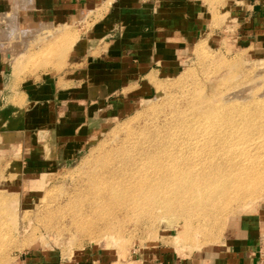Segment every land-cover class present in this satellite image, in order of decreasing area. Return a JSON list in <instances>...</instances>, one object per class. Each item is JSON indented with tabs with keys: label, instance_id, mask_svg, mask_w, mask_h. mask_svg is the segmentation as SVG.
<instances>
[{
	"label": "rangeland",
	"instance_id": "1",
	"mask_svg": "<svg viewBox=\"0 0 264 264\" xmlns=\"http://www.w3.org/2000/svg\"><path fill=\"white\" fill-rule=\"evenodd\" d=\"M7 1L13 13L0 18V49L10 54L15 83L40 86L64 67L78 30L90 29V14L50 29L32 22L20 26L17 7H26L30 1ZM192 1L202 13L205 33L178 50L168 44L160 51L163 62L152 66L153 71L138 84L89 102L82 128L90 136L87 147L65 166H42L41 151L33 152L34 160H30L27 150L52 144L50 133L70 111L64 104L67 99L35 96L28 105L18 103L19 117L26 124H16L15 138L0 137V264H21L27 253L42 250L71 261L83 248L98 249L120 261L162 249L179 263L195 264L231 249L243 237L251 238L264 221V175L251 181L249 192L216 208H194L188 203L186 207L178 195L170 194L177 188L176 181L140 185L137 178H125L132 181L123 182L127 184L124 201L122 197L105 205V200L103 206L93 205L95 198L90 196L95 182L103 180L112 166L127 163L126 175H133L135 169L129 167H138L144 153L158 156V163L170 157L177 166L198 164L192 173H207L202 165L212 163L218 143L199 148L196 142H203L206 127L216 119L231 121L229 126L239 129L241 143H262L257 152L261 165L252 175L264 171V141L257 138V134L264 137V18L252 24L238 19L235 8L245 3L247 7L249 0ZM52 103L55 117L50 122ZM24 125H30L29 129L24 130ZM25 133L31 143L24 147ZM167 165L170 168L173 163ZM119 167L115 168L118 174L123 170ZM152 188L155 194L149 196ZM186 193L190 196L189 188ZM164 194L170 197L162 206ZM182 198L192 200L186 194Z\"/></svg>",
	"mask_w": 264,
	"mask_h": 264
},
{
	"label": "crops",
	"instance_id": "2",
	"mask_svg": "<svg viewBox=\"0 0 264 264\" xmlns=\"http://www.w3.org/2000/svg\"><path fill=\"white\" fill-rule=\"evenodd\" d=\"M27 1L30 2L26 7H17L20 26L32 22L50 29L90 14L87 18L90 29L87 32L83 28L78 30L80 34L66 55L64 67L45 78L40 86L29 82L15 83L10 54L0 49V137L14 136L12 130L18 126L16 124L21 121L26 124V119L19 117L22 115L20 101L28 105L35 96L44 100L67 99L64 104L70 106V111L60 117L57 130L50 133L52 144L41 143L36 149L31 146L27 150L30 160H34L33 152L39 149V159L44 162L41 165L55 169L75 160L86 149L90 136L82 128L89 102L138 84L153 71L152 66L163 62L160 51L168 44L178 50L183 43L195 41L205 33L201 30L202 13L192 0ZM248 4L235 8L238 19L251 24L262 20L264 0H249ZM11 11L9 2L0 0V15ZM54 117L53 106L50 122ZM24 126V130L30 127ZM27 136L25 133L22 137L24 147L31 143ZM250 237H243L231 249L195 264H258L257 252L264 245V221ZM21 264L191 263H179L162 249L153 253L140 252L120 261L98 249L83 248L71 261L63 259L57 252L42 250L27 253Z\"/></svg>",
	"mask_w": 264,
	"mask_h": 264
},
{
	"label": "bare ground",
	"instance_id": "3",
	"mask_svg": "<svg viewBox=\"0 0 264 264\" xmlns=\"http://www.w3.org/2000/svg\"><path fill=\"white\" fill-rule=\"evenodd\" d=\"M17 3H18V1H17ZM13 6H14V1H13ZM16 6H17V4H16ZM14 11H15V9H14ZM12 13H13V11H12ZM14 14H15V12H14ZM11 15H13V14H11ZM0 18H1V20H5L4 19L5 17L2 15ZM8 18L9 17H7V19ZM11 18L12 17H10L9 19L11 20ZM13 19H15V16H13L12 20ZM8 22H10V21L8 20L7 24H8ZM12 23H13V21H12ZM12 23H11V26L15 25ZM30 24H32V23H30ZM11 26L9 28H12ZM9 28H8V30L6 29L7 32H9ZM28 28H29V26H28ZM42 29H44V28H42ZM28 31L25 34L26 35L25 38L28 37L27 36ZM38 32L40 33V31H38ZM17 33H18V31H17ZM22 33L20 32V34H22ZM35 33L37 34L36 30H35ZM29 35H32V33L30 31H29ZM23 38H24V36H23ZM216 120L217 121H215V123L212 122L209 125L210 127H208V126L206 127L208 135L207 136L203 135V138H202L203 142H198V141L196 142V145H198L199 148L203 145H208V147L211 148L213 145H217V143H218V146H217L218 149L215 151V154L213 155V158L210 161L212 163H210L208 165L207 164L202 165V166H206L203 168L206 171L208 170L207 173H203L200 175L192 173L193 167L199 166L198 164L192 163V164H190V165L188 164L186 166H184V164L183 165L179 164L178 166H180V167H178L177 163H175L170 157H166V159L163 162L160 161L158 163L157 158H156L158 156H156L154 154H152L154 156H151L150 153H148V154L144 153V155L142 156L143 158L141 157V155L139 156L140 159L138 160V163H139L138 167H136L134 165H133V167L132 166L129 167L130 170H131V168L135 169V172L133 175L132 174H130V176H129V174L126 175L127 173L125 172V168H127V166H129V165H127L126 162H125L126 163L125 165H124V163H122L123 165H121L120 167L118 166L120 168L119 170H122L121 167L123 168V170L120 171L121 173H119V174L117 173L118 170L115 169L118 167L114 168L112 166V169H110L111 171H109V169H108L107 173L105 170L107 167L105 169H103V171L105 170L104 173H106V176H104L105 178L103 180H101L100 182L98 179L97 181L99 183L97 184L95 182V184H94L95 186H93V189L91 191L90 196H93V198H95L93 201L96 202V203L92 202V203H94L93 205L103 206V203L105 202V200H107L105 203V205H106L107 202L113 203V202H116L117 200L121 199L122 197H123L122 199L124 201V194H126L125 190L127 189L124 187L127 184L123 185L125 178H132V180L137 178L135 181H139L140 185L142 183L147 184V185H153V183H156V185H157V182L159 183L158 184L159 186L162 183L164 185H168V184L170 185L171 183H174L176 181V183L178 184V185H176L177 188H176V190H174V192H170V194L173 195V193H174L175 194V195H173L174 197L178 195L180 197L179 202L181 201L182 203H184L186 207H188V204H190V207H194V208H205L207 206L208 207L210 206L211 208H216V206H219L220 204L224 203L226 200L237 199L241 194L249 192L250 189H248V187L252 185L251 181L254 180L255 178L261 176V175H264V173H263L264 171H260L262 173L256 172V174L252 175V171H254V169H258L261 165L260 160L262 158H261V155H259V153L257 154V152L262 149L261 148L262 143L256 142L252 145H248L245 142L241 143L240 138H239V133H238L239 129H237L234 126L230 127L229 124H231V121H229L228 119H224V120L223 119L222 120L216 119ZM219 129H222V130H219ZM195 135L193 132L192 136H194V138L191 139V140H193V143H194V141H196ZM262 136H263V134L261 135V137L259 136V134H257V138L264 141V137H262ZM194 146H195V144H193V148H194ZM255 154H257V155H255ZM163 157H161V158H163ZM175 160L177 161V159H175ZM207 160L208 159H206V161ZM171 162L173 163V165H170V168H169V165H167V163H171ZM162 163H164V165ZM113 164L111 163L109 166H111ZM109 166H108V168H110ZM112 170H114V171H112ZM184 170H188V172H184ZM127 172H128V170H127ZM185 173H188L187 177H184ZM132 180L126 179L125 182L129 181V183H131L130 181H132ZM121 185H122V187H121ZM146 187H148V186H146ZM187 188H189L191 191L190 196H189V193L187 196V193H186ZM149 190H151V188H149L147 191L149 192ZM147 191H146V193H147ZM156 192H157V189H156ZM137 193H139V192H137ZM161 193H159V194H161ZM133 194H134V196L138 195L135 193H133ZM151 194H153V188H152V191H150L149 196ZM154 194H155V192H154ZM154 194H153V196H154ZM167 194H169V193H167ZM185 194H186V198L190 197L192 200H186V199L184 200L182 198V196ZM130 195L131 194H129V196ZM142 195H144V197H145V194H142ZM126 197L127 196H125V198ZM132 197L131 198L127 197V198L130 200V199H132ZM164 197H168V196L166 194H164L163 198L160 200L161 201L160 203L162 206L167 205L166 201H169L170 196L168 198H164ZM176 199H177V197H176ZM163 201H164V203H163ZM121 202H122V200H121Z\"/></svg>",
	"mask_w": 264,
	"mask_h": 264
},
{
	"label": "built area",
	"instance_id": "4",
	"mask_svg": "<svg viewBox=\"0 0 264 264\" xmlns=\"http://www.w3.org/2000/svg\"><path fill=\"white\" fill-rule=\"evenodd\" d=\"M258 264H264V245L257 252Z\"/></svg>",
	"mask_w": 264,
	"mask_h": 264
}]
</instances>
